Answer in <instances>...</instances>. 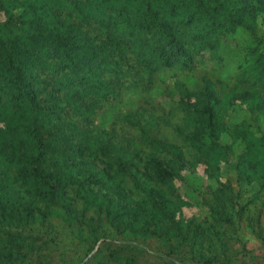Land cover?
<instances>
[{"label": "trees", "instance_id": "16d2710c", "mask_svg": "<svg viewBox=\"0 0 264 264\" xmlns=\"http://www.w3.org/2000/svg\"><path fill=\"white\" fill-rule=\"evenodd\" d=\"M4 9L21 11L0 20V264L44 263L58 245L53 216L92 254L77 264H138L139 240L154 236L166 249L157 252L164 264H185L187 250L198 263L234 264L224 237L241 211L231 188L223 191L230 205L215 199L210 221L179 224L166 191L184 151L149 135L131 151L93 118L128 72H192L200 42L218 49L240 28L258 38L264 0H0ZM256 52L244 80L255 77L253 87L264 90V53ZM194 94L209 123L182 136L212 165L222 102L209 80ZM186 120L195 122L189 113ZM249 146L259 149L254 165L264 180V140L252 136ZM100 242L106 249L95 253Z\"/></svg>", "mask_w": 264, "mask_h": 264}, {"label": "rangeland", "instance_id": "374dc122", "mask_svg": "<svg viewBox=\"0 0 264 264\" xmlns=\"http://www.w3.org/2000/svg\"><path fill=\"white\" fill-rule=\"evenodd\" d=\"M16 13L4 9L0 11V20ZM257 32L258 38H254L249 30L240 28L224 36L218 49L214 50L200 42L196 68L192 72L175 67L163 68L152 77L128 72L120 88L109 90L93 118V127L109 133L114 143L131 151L135 150V145L139 148L147 135L184 151L185 163L179 175L170 180L166 191L167 197L178 205L175 216L179 224L210 221L211 207L215 206L216 200L222 199L230 205L228 194L223 191L231 188L237 200L236 210L241 211L240 220L237 219L234 226H227L228 233L224 237L231 248L228 254L235 260L234 264H264V180L254 165L259 149L249 146L252 136L254 140H264V112L257 109L256 104L264 110V90L260 85L253 87L257 78L252 77L251 82L249 77L244 80V71L253 58L252 51L257 49L256 53H264V15L258 19ZM206 80L212 82L222 102L218 118L223 128L216 134L220 155L212 165L196 158L182 136L209 123L208 117L201 115L202 105L194 94L204 87ZM244 90L256 92L257 97L252 103L242 97L234 98V93ZM187 113L194 123L187 122ZM255 144L252 146L257 147ZM144 151L149 153L150 148L145 147ZM247 164H253L254 171L243 174L241 171ZM53 217L51 224L57 231L58 245L52 244L44 252V263L32 259L30 264H77L89 260L92 254L60 218ZM37 228L39 230L40 226ZM118 238L122 239L121 236ZM139 242L145 245V251L139 254L138 264H164L157 252L166 249L158 237L141 238ZM105 247L100 242L94 252ZM206 252L210 254V251ZM49 254L51 262H47ZM183 259L185 264H202L193 259L189 250Z\"/></svg>", "mask_w": 264, "mask_h": 264}]
</instances>
